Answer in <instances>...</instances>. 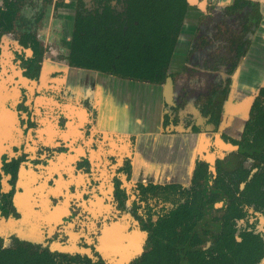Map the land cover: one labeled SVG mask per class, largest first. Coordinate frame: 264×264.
I'll return each mask as SVG.
<instances>
[{"label":"flooded vegetation","instance_id":"1","mask_svg":"<svg viewBox=\"0 0 264 264\" xmlns=\"http://www.w3.org/2000/svg\"><path fill=\"white\" fill-rule=\"evenodd\" d=\"M134 1L136 3L138 0ZM134 1L91 0L92 5L87 7L83 0H75L69 51L65 57L67 66L63 72L56 70V61L41 71V59L34 53L40 41L28 32L20 34L16 40L17 46L30 53L18 58L17 62L22 64H18L20 69H16L13 63L17 55L8 52L5 55L1 31L13 28V20L20 7L13 20L0 23V60L2 56L7 58L3 59L4 67L0 61V109L10 116L7 134L0 135V170L5 166L11 177H14L22 166L27 177V190L32 188L42 191L37 197L40 201L52 197L46 199V195H43L47 192L55 195L54 191L58 192L61 187L64 190L77 184V181L79 185L87 183L89 179L85 172L97 176L98 184L94 187L97 194L91 193V198L81 199L82 192H74L73 195L81 199L79 204L93 197L101 199L104 194L102 190L108 193L115 189L113 194L117 203L122 205L127 186L133 184L136 187L133 197L146 199L143 202L145 216H137L140 230L146 232L148 248L152 228L161 218L169 217V222L182 220L180 226L169 224V231L174 228L177 230L175 237H186L183 243L177 242L181 243L177 245L178 248L188 247L187 242L192 239L195 244L189 248L201 249L206 253L216 254L221 248L228 253L238 252L233 247L229 249L232 238L240 247V252L248 253L250 247L243 243V239L254 238L252 241L259 245L260 250H257L258 256L252 252L248 264H259L264 257V229H258L256 223L264 218V37L256 38L250 55H247L244 46H237L239 50L227 70V76H224V84L218 86L214 81L199 105L190 107L184 131H170L171 134L166 135L165 159L156 151L144 152V157L148 156L150 163L154 160L163 161L164 176L154 177L147 171L145 173L142 163V168L133 174L132 159L134 156L136 158V154L133 151L127 154L121 144L125 136L130 134L135 139H143V130L147 131L144 138L158 140V137L150 134L158 129L150 109L155 110L158 105L159 90L163 93L162 108L167 106V109H172L176 105L177 77L179 73H185L190 48L184 35L182 37L183 28L188 24L186 20L193 13L189 2L186 0L187 9L180 30L168 62L158 78L123 75L114 69V65L111 70L78 65L76 61L98 65L96 60L100 58L94 51L79 54L73 51L71 44L78 12L95 15L96 12L109 11L112 17L108 18L106 27L112 29L121 25L126 29L130 20L128 9ZM54 3L61 4L57 0ZM246 3L247 0H239L237 4L233 1L227 8L234 12ZM0 6L4 8V0H1ZM132 21L134 24L137 22L135 19ZM261 32H264V28ZM93 49L94 45L91 47ZM105 52L108 53L107 46ZM158 86L159 90L156 89ZM229 89L239 92L237 95L246 94L244 98L250 100L243 102L242 98L236 96L231 106L226 101H216L219 95L226 98ZM229 106L230 114L233 115L226 118ZM191 114L195 115L194 119ZM160 121L162 127L172 125L167 117H162ZM202 129L215 132L213 135L208 133L211 136L209 138L204 132V136L197 139ZM172 140L175 143H171ZM30 159H34L36 164ZM112 161L118 164L117 178L120 179L119 183L122 182L116 188L114 180L109 181L114 170L111 171L107 166H111ZM123 166H127V169L123 170ZM79 169L85 171V175L77 178L73 173ZM48 176H51L48 180L54 179L55 186L49 185L48 181L40 183ZM101 180L105 182L101 183ZM56 186L59 187L54 188ZM12 193L13 188L8 193L0 194L6 205L12 204ZM21 198L19 202L26 208V199ZM102 206L108 208L109 202L104 201ZM90 208L94 211L93 207ZM212 208L216 209L214 213ZM67 210L62 209L63 212ZM57 213L56 209L52 216L56 217ZM104 229L106 241L112 244L114 237L119 235L117 227L108 226ZM148 248L141 250L126 264L138 259ZM57 253L65 252L61 249ZM88 257L92 261L101 260L107 264L103 259ZM186 259L183 258L182 264H187Z\"/></svg>","mask_w":264,"mask_h":264},{"label":"rangeland","instance_id":"2","mask_svg":"<svg viewBox=\"0 0 264 264\" xmlns=\"http://www.w3.org/2000/svg\"><path fill=\"white\" fill-rule=\"evenodd\" d=\"M21 1H18L20 10L17 17L13 20V28L10 31H1V43L5 55L7 52L8 54L17 55V58L14 57L16 61L13 65H16V69H20L18 64L22 63L17 62L18 58H23L30 53L17 46L16 40L22 33H32L40 41L37 51L34 53L41 59V71L45 68L48 69L56 61V70L63 72L67 66L65 57L69 51L70 23L75 9V0H57L58 3H61L57 5L54 3L55 0H23V3ZM83 1L87 7L92 5L91 0ZM255 2L247 0L245 5L239 6L234 12H231L233 10L229 11L227 6L215 5L210 1L204 8L191 5L193 13L186 20V24L188 21L190 23H188L186 28H183L184 31L182 33L187 46L190 45L189 55L186 61L185 73H179L177 77L176 105L172 109H167V106L162 108L163 93L160 92L159 86L156 88L159 90L157 92L158 105L155 110L151 108L150 111L156 118L158 129L154 132L151 131L150 134L155 135L159 140L162 138L165 141L166 135L171 134L169 133L170 131H184L183 126L190 107L199 105L203 96L208 93L209 88L214 84V81L218 86L224 84V76H227V70L235 61L238 47L244 46L243 48L247 49V55L251 54L255 46L253 43L257 37L261 38L260 33H262L261 31L264 28V13L259 10L258 2ZM3 59L4 56H2L0 61L4 67V60L7 58ZM205 80L206 82L204 83L203 81ZM237 93L233 89H229L226 98L219 95L216 101H226V104L228 103L231 106L233 97L235 98L236 96L242 98L243 102L250 100L244 98L246 94L237 95ZM230 106L225 115L226 118H230L233 115L230 114ZM191 115L192 119H194L195 115ZM162 117L169 118L172 125L162 127L160 125ZM146 132L143 130V139H135V136L131 134L125 136L127 139V147L125 148L127 154H130L131 151L135 152L134 154H138L141 148L144 149L145 140H149V137L144 138ZM204 132H207L206 138H209L211 137L209 135H213L215 131L202 129L196 138L203 137ZM172 141L171 143H175L174 140ZM158 152L161 153L160 151ZM195 153L196 151L193 152V157H195ZM165 155L166 153L164 152V159ZM24 160H27V158ZM33 160L30 159L31 162L36 164ZM107 167L117 173L111 175V177L113 176L112 181L114 180L113 185H115V188L120 186L122 182L119 183L120 179L117 178L119 175L118 164L113 162L111 166ZM126 169L127 166H123V170ZM84 172L81 170L76 171L73 175L78 178L80 175L86 174L89 179L87 183L79 185L80 182L77 181V184L70 185L64 190L60 186L61 188L58 192L54 191L55 195H49V192L43 195H46V199L52 196L49 198L50 200L43 201L42 199L40 201L37 197L42 191L32 188L27 190L28 188L25 184L27 177L23 173L22 166L17 169L14 177H11L9 171L3 166L0 170V194L8 193L11 188H13V193L10 206L6 205L5 200L0 198V246L20 242L29 243L34 246L47 247L56 253L62 249L65 253L76 252L91 256L94 259L100 258L107 264H118L119 262H115L116 257H119L120 264H126L130 259L138 255L141 250L148 248L149 245L145 240L146 232L140 230L137 216L139 214L142 217L145 216V205L143 202H146V199L133 197L136 187L133 184L127 186L122 205L117 203L115 194H113L115 189L108 193L102 190L104 194L101 197L105 199V202H109V207L105 209L104 206L100 205L95 212L90 208L91 199L79 204L81 199L91 198V193L97 194L94 188L98 184L97 176L94 175V177L88 172L84 174ZM50 177L40 180V183L48 181L49 185L55 186L54 179L48 180ZM130 182L133 181L131 180ZM57 187L59 186L54 188ZM76 191L82 192L80 200L73 195ZM22 195H25L26 208L19 202V198H23ZM56 209L60 216L57 213L58 216L52 217V212ZM62 209H68L71 212L68 213V210L63 212ZM212 209L214 213L216 209ZM256 223L258 229H264V218L262 221L257 220ZM210 225L215 228L213 224ZM108 226H116L119 235L116 238L114 237L112 244H108L102 250H98L97 247L100 246L98 237L102 234V230ZM136 240L137 243H135ZM109 245H112L111 248ZM127 247L132 250L126 253ZM259 264H264V257Z\"/></svg>","mask_w":264,"mask_h":264},{"label":"trees","instance_id":"3","mask_svg":"<svg viewBox=\"0 0 264 264\" xmlns=\"http://www.w3.org/2000/svg\"><path fill=\"white\" fill-rule=\"evenodd\" d=\"M18 1L4 0V8L0 6V23L10 22L15 18L20 7ZM238 2L239 0H234L235 4ZM186 9V0H138L136 3L134 1L128 9L130 20L126 29H123L121 25L112 29L106 27L108 18L112 17L109 11L96 12L95 15L78 12L72 34L73 51L79 54L94 51L100 59L96 60L98 65L78 61L76 64L97 67L101 70H111L114 65V69L123 75H140L151 79L157 76L158 78L168 62ZM106 13H108L107 17ZM132 19L137 21L136 24ZM93 45L94 49L91 50ZM105 46L108 47V53L105 52ZM155 72L158 73L155 75ZM169 224L175 227L180 226L182 220L169 222V217L161 218L150 232V247L130 264H182L183 258H187V264H248L253 256L252 252L258 256L257 250H260L259 245L252 241L255 240L254 238L242 241L250 247L248 253L240 252V247L233 242L232 238L229 249L233 247L232 249L238 252L228 253L219 247L222 249L219 253H206L201 249L189 248L195 244L192 239L187 242L188 247L184 246L180 249L177 245L181 243L177 242L183 243L186 237L180 239L175 237L177 230L174 228L169 231ZM104 244H108L106 237H104ZM119 261L120 259H117V262ZM0 264L105 263L101 260L92 261L86 255L56 253L47 248L20 242L10 246H0Z\"/></svg>","mask_w":264,"mask_h":264},{"label":"crops","instance_id":"4","mask_svg":"<svg viewBox=\"0 0 264 264\" xmlns=\"http://www.w3.org/2000/svg\"><path fill=\"white\" fill-rule=\"evenodd\" d=\"M212 2L214 3L215 5H219V6H227L229 4H232L234 0H205L204 1V7L208 4V2ZM253 1H256L255 3L258 2V6H259V10L261 11V13H264V0H251V2ZM198 0L192 2V3H188V5L191 7V5H197L199 6L197 3ZM200 7V6H199ZM264 37V33H262V35ZM127 141L125 139L124 143L121 144V147L124 149L127 147L126 145ZM165 144H167L165 142ZM160 145V144H159ZM119 149V148H118ZM169 149H172V147L169 146ZM139 153L136 154V158L134 156V158L132 159V164H133V174L135 173V171L138 169H141L142 168V165H143V168L144 169V172L146 173L149 172L150 175L152 174V176H164V171L165 169L162 170V166H163V161L162 160H154L152 163H150V158L148 156L144 157V155L142 154V152L139 150L138 151ZM167 153V152H166ZM164 154H162L161 158H163ZM143 161H144V164H143ZM142 163V165H141ZM114 173V172H113ZM112 173V174H113ZM112 178H109V181L111 180ZM105 181L104 180H101V183H104ZM99 198V197H98ZM100 200V201H99ZM104 200L103 197H101V199H97V197H93L92 199V202L90 203V206L94 208V211L96 210L97 207H99L100 205H104ZM130 249H128L129 251Z\"/></svg>","mask_w":264,"mask_h":264},{"label":"water","instance_id":"5","mask_svg":"<svg viewBox=\"0 0 264 264\" xmlns=\"http://www.w3.org/2000/svg\"><path fill=\"white\" fill-rule=\"evenodd\" d=\"M204 1L205 0H202L201 2H198L199 4V6L201 7V8H204ZM188 2L189 3H192L193 2V0H188ZM165 142L166 141H163V139H161V140H153V141H151V140H147V141H145V146H144V149L143 148H141V152H142V154H144V152H148V151H156L157 153H158V155H160V154H164V152H165V150H166V146H165ZM160 144V145H159ZM154 145V146H153ZM165 146V147H164ZM158 151H160L161 153H159ZM105 233H106V229H103L102 230V234L98 237V240H99V243H100V246L99 247H97L98 248V250H102V248H104V246H105V244H104V237H105ZM118 242H120V241H118ZM114 244H118V243H114ZM123 246H125V244H123ZM127 250H126V253L127 252H129V251H131L132 249H130L129 251H128V247L126 248ZM101 252V251H100Z\"/></svg>","mask_w":264,"mask_h":264},{"label":"bare ground","instance_id":"6","mask_svg":"<svg viewBox=\"0 0 264 264\" xmlns=\"http://www.w3.org/2000/svg\"><path fill=\"white\" fill-rule=\"evenodd\" d=\"M187 23H190L189 21ZM188 26V24H187ZM1 107V106H0ZM10 123V116L6 113H4L3 111H1L0 109V135L3 136V135H6L8 130H9V127L7 124ZM23 196V195H22ZM23 200L24 199V196L23 198H21ZM57 215V214H56ZM58 216V215H57ZM53 217V216H52Z\"/></svg>","mask_w":264,"mask_h":264}]
</instances>
